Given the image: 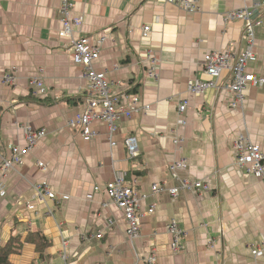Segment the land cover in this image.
Segmentation results:
<instances>
[{
    "label": "crops",
    "instance_id": "crops-1",
    "mask_svg": "<svg viewBox=\"0 0 264 264\" xmlns=\"http://www.w3.org/2000/svg\"><path fill=\"white\" fill-rule=\"evenodd\" d=\"M71 1L72 16L81 21L75 36L93 45L106 37L95 71L105 75L114 93L137 97L147 111L116 124L113 147L104 123L93 126L97 137L81 138L67 121L85 109L87 82L73 62L69 41L58 37L61 0H0V76L15 73L13 85L0 82V162L13 146L25 147L21 126L46 131L21 165L4 177L0 172L6 188L0 196V246L40 232L50 247L37 260L34 246L25 244L10 261L61 264L64 239L68 264H134L137 259L147 264L151 254L157 264H264V182L238 170L232 154V139L245 133L264 151V87L247 88L242 111L230 107L226 90L201 96L187 91L190 80L206 79L210 52L243 51L244 25L225 22L224 15L258 0H200L195 13L155 0ZM259 17L255 57L246 69L264 76V10ZM144 26L151 28L145 40ZM149 51L158 60L156 79L146 76ZM39 75L44 96H35L31 85ZM128 136L138 140L134 158L123 145ZM176 139H183L181 145H174ZM178 162L183 167L170 172ZM117 174L142 197L143 218L134 240L127 238V223L105 191ZM178 179L203 182L208 190L153 194V185L169 190ZM37 184L52 191L48 206L33 200ZM172 219L184 231L179 252L172 250L166 232Z\"/></svg>",
    "mask_w": 264,
    "mask_h": 264
},
{
    "label": "built area",
    "instance_id": "built-area-1",
    "mask_svg": "<svg viewBox=\"0 0 264 264\" xmlns=\"http://www.w3.org/2000/svg\"><path fill=\"white\" fill-rule=\"evenodd\" d=\"M165 4L173 5L185 12H198L200 0H155ZM73 2L71 0H61L60 14L61 28L58 32L60 39H67L70 44L73 62L82 69L83 77L87 82L85 109L77 112L73 118L67 121L70 129H78L79 135L83 139H93L97 137L93 126L104 123L108 128V141L110 147L115 146L113 136L117 130L116 124L123 118H130L136 114H144L147 111L146 106L140 104L135 96L118 95L110 87V82L104 74H98L94 69V60L98 55L99 48L106 40V37L100 38L98 45L90 43L87 37H76L74 29L80 25V18L72 16ZM264 10V0L255 1L252 6L244 7L239 10H233L224 15L225 22L239 21L244 25L243 41L245 47L239 54H233L228 51H212L207 56V62L204 68L206 79L195 78L187 84V91L195 96H201L210 90H226L232 95L230 107L243 110L244 92L249 87H264V76L256 75L247 71V65L255 57V29L262 25L259 17ZM151 33L149 26L142 29V38L148 39ZM146 76L149 79L157 78V64L152 52L147 54ZM42 71L40 72V74ZM225 81L221 83V80ZM0 82L3 85L11 86L15 83L14 70L5 72L0 76ZM35 96H44L46 88L40 75L31 80ZM187 107L186 102L178 108L182 114ZM25 147L19 148L13 146L10 154L6 158H1L0 172L4 177L9 171L22 164L23 155L29 153L38 142L46 136V131H34L31 126H21ZM183 139L174 140V145H181ZM128 157L134 158L139 154L138 140L134 136H128L123 143ZM233 165L248 176H257L264 182V151H261L249 139L248 135L242 134L232 139ZM39 168H44L43 164H38ZM183 167L182 162L169 166V171L174 172ZM177 187L165 190L161 186L153 185V194L168 192L171 197H176L180 192L197 193L208 190V186L200 181H191L188 179H178ZM33 200L40 204H46L53 198L50 188L43 184L33 186ZM106 194L110 197L113 205L118 208L127 223L126 236L129 240L138 237L141 227L143 214L139 212V202L142 199L139 192L133 186L127 184L124 176L118 175L105 187ZM6 193L5 185L0 181V196ZM27 209H32L30 203L25 204ZM48 206V205H47ZM154 208V206H153ZM48 213L51 214L49 208ZM166 232L171 238L172 250L179 252L182 248V236L184 231L178 227L176 220L172 219L166 226ZM99 233L97 238H102ZM260 251V250H259ZM263 252V251H260ZM137 259L134 264H139ZM147 264H157L156 255L151 254L146 260ZM61 264H68V242L62 240V250L60 254Z\"/></svg>",
    "mask_w": 264,
    "mask_h": 264
},
{
    "label": "trees",
    "instance_id": "trees-1",
    "mask_svg": "<svg viewBox=\"0 0 264 264\" xmlns=\"http://www.w3.org/2000/svg\"><path fill=\"white\" fill-rule=\"evenodd\" d=\"M25 244L34 246V251L38 255L37 260H42L45 251L50 247L49 240L40 232L28 234L23 241L19 236L12 237L5 245L0 246V264H13L10 257L19 255Z\"/></svg>",
    "mask_w": 264,
    "mask_h": 264
}]
</instances>
